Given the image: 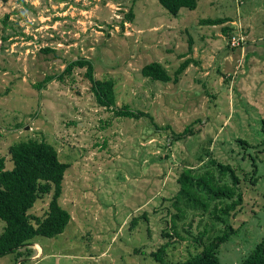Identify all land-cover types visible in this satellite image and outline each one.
I'll use <instances>...</instances> for the list:
<instances>
[{
    "label": "rangeland",
    "instance_id": "1",
    "mask_svg": "<svg viewBox=\"0 0 264 264\" xmlns=\"http://www.w3.org/2000/svg\"><path fill=\"white\" fill-rule=\"evenodd\" d=\"M259 6L264 0H198L174 16L158 0H0V157L12 168V144H54L69 163L60 203L71 214L63 233L37 236L0 264H158L161 246L181 261L202 248L201 234L205 243L227 223L233 232L220 264H241L264 238ZM206 18L229 20L209 25ZM233 34L245 42L231 45ZM80 58L94 63L96 79L116 81L117 107L97 102L85 67L66 72ZM186 60L176 81L141 72L159 61L174 77ZM124 104L151 113L157 126L147 115H117ZM190 125L193 134L171 141L172 129ZM219 163L235 170L239 195L212 200L206 211L178 199L185 168ZM225 180L233 182L231 173ZM240 197L228 215L211 212ZM51 198L38 199L30 213L45 216ZM4 227L0 220V235Z\"/></svg>",
    "mask_w": 264,
    "mask_h": 264
},
{
    "label": "trees",
    "instance_id": "2",
    "mask_svg": "<svg viewBox=\"0 0 264 264\" xmlns=\"http://www.w3.org/2000/svg\"><path fill=\"white\" fill-rule=\"evenodd\" d=\"M160 4L172 15L177 16L182 8L196 9L198 0H158ZM133 11L127 14V19L133 20ZM227 18H206L202 22L209 25L226 23ZM50 49H46L49 51ZM190 60L184 61L174 77L159 61L146 63L142 67L143 76L162 82L176 81L179 74L189 65ZM78 67L86 68V75L92 83V91L97 102L105 107H117L116 81L113 78L96 79L94 76V63L87 58H80L68 64L66 72L70 73ZM52 77H49L51 79ZM63 80L64 74L57 76ZM115 112L117 115L141 118L147 115L156 126L151 113L130 109L124 104ZM170 127V126H168ZM187 133L193 134L192 126L183 132L171 130V141L175 142L184 138ZM13 167L7 168L5 157H0V220L5 221V227L0 235V257L10 253H22V249L31 245L37 236L54 237L63 233L70 222L71 214L60 203L63 193V182L69 163L62 161L56 146L45 140L29 139L16 142L10 146ZM219 168L204 165V170L187 167L183 170L179 181L181 183L180 195L186 199V204L192 207H201L209 210L212 200L234 199L239 195L238 176L235 170L226 164H217ZM201 169V168H200ZM231 173L233 182L230 184L225 177ZM52 193L49 208L45 216L30 213L38 199ZM240 200L227 203L225 207L211 211L215 216L217 209L223 214H229ZM178 210L183 211L177 205ZM179 213L173 215V229L180 236L176 227ZM222 234L210 236L204 243L200 237L202 248L190 258L175 261L166 255V247L161 246L154 254L158 264H220L219 250L221 245L228 241L233 232L229 223ZM182 238V237H181ZM241 264H264V238L257 243L255 248L242 260Z\"/></svg>",
    "mask_w": 264,
    "mask_h": 264
},
{
    "label": "built area",
    "instance_id": "3",
    "mask_svg": "<svg viewBox=\"0 0 264 264\" xmlns=\"http://www.w3.org/2000/svg\"><path fill=\"white\" fill-rule=\"evenodd\" d=\"M246 37L243 34H233L230 38V44L233 46H239L243 44Z\"/></svg>",
    "mask_w": 264,
    "mask_h": 264
},
{
    "label": "crops",
    "instance_id": "4",
    "mask_svg": "<svg viewBox=\"0 0 264 264\" xmlns=\"http://www.w3.org/2000/svg\"><path fill=\"white\" fill-rule=\"evenodd\" d=\"M262 6H263V5H262ZM262 10L264 11V9H263L262 7L259 6V11H262ZM256 43H257V41H256Z\"/></svg>",
    "mask_w": 264,
    "mask_h": 264
},
{
    "label": "bare ground",
    "instance_id": "5",
    "mask_svg": "<svg viewBox=\"0 0 264 264\" xmlns=\"http://www.w3.org/2000/svg\"><path fill=\"white\" fill-rule=\"evenodd\" d=\"M40 247V246H39Z\"/></svg>",
    "mask_w": 264,
    "mask_h": 264
}]
</instances>
